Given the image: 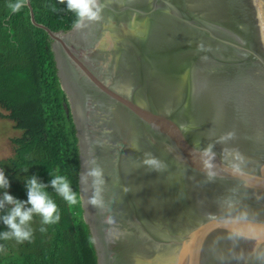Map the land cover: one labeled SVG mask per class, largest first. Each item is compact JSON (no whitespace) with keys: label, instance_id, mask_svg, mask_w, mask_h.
<instances>
[{"label":"water","instance_id":"obj_1","mask_svg":"<svg viewBox=\"0 0 264 264\" xmlns=\"http://www.w3.org/2000/svg\"><path fill=\"white\" fill-rule=\"evenodd\" d=\"M101 3L68 31L27 3L72 106L99 264H264V0Z\"/></svg>","mask_w":264,"mask_h":264},{"label":"trees","instance_id":"obj_2","mask_svg":"<svg viewBox=\"0 0 264 264\" xmlns=\"http://www.w3.org/2000/svg\"><path fill=\"white\" fill-rule=\"evenodd\" d=\"M31 2L39 23L54 31L73 28L77 17L67 9L66 2ZM8 3L9 0H0V108L9 113L0 117L15 121L16 128L25 134L12 140L15 154L0 159V169L10 181L7 191L22 201L28 199L25 178L36 175L48 185L61 219L56 224L42 225L40 217H35L30 241L0 239V264H99L85 220L77 129L58 74L52 40L32 23L27 5L20 12L11 13ZM53 5L56 11L52 10ZM24 168L29 169L25 172ZM57 171L65 174L72 181L73 190L80 194L76 205L70 206L51 187V173ZM41 227L46 231L42 232ZM5 230L0 220V232Z\"/></svg>","mask_w":264,"mask_h":264},{"label":"clouds","instance_id":"obj_3","mask_svg":"<svg viewBox=\"0 0 264 264\" xmlns=\"http://www.w3.org/2000/svg\"><path fill=\"white\" fill-rule=\"evenodd\" d=\"M67 4V9L76 14V21L73 25L76 29H83L87 24L101 19L104 5L101 0H60V3ZM28 3V0H9L7 7L11 13L20 12ZM52 10L56 11L55 6ZM211 149L206 150L203 155L209 157ZM144 163L148 166L161 168V163L150 153H145ZM205 166L211 167V164L205 160ZM95 166L90 167L85 178L92 179L93 192L88 198V203L97 208H104L102 197L103 185L105 183L102 168L93 162ZM29 168L22 169L27 172ZM53 178L50 181L51 187L56 193L70 206L76 205L81 197L77 191L73 190L72 181L59 171L51 173ZM27 201L17 199L10 194L7 189L10 188V181L5 175V171L0 169V220L6 226L7 230L0 232V239H15L19 243L30 241L33 236L32 223L34 218L39 216L42 225L56 224L60 221L61 216L55 200L47 191L48 185L41 182L36 176L26 177ZM7 206V210L5 211ZM42 232L46 228L41 227ZM0 251L3 246L0 245Z\"/></svg>","mask_w":264,"mask_h":264},{"label":"rangeland","instance_id":"obj_4","mask_svg":"<svg viewBox=\"0 0 264 264\" xmlns=\"http://www.w3.org/2000/svg\"><path fill=\"white\" fill-rule=\"evenodd\" d=\"M8 113H9L8 111L0 108V116L7 115ZM24 134H25L24 130H20L16 128L15 121L8 118L0 117V159L1 160H6L14 156L15 145L13 144L12 140L15 138H21L24 136Z\"/></svg>","mask_w":264,"mask_h":264}]
</instances>
